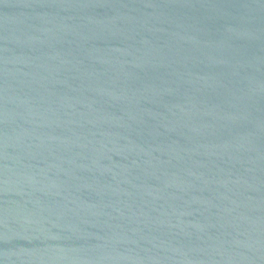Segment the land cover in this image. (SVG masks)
<instances>
[{
	"label": "water",
	"instance_id": "obj_1",
	"mask_svg": "<svg viewBox=\"0 0 264 264\" xmlns=\"http://www.w3.org/2000/svg\"><path fill=\"white\" fill-rule=\"evenodd\" d=\"M0 264H264V0H0Z\"/></svg>",
	"mask_w": 264,
	"mask_h": 264
}]
</instances>
